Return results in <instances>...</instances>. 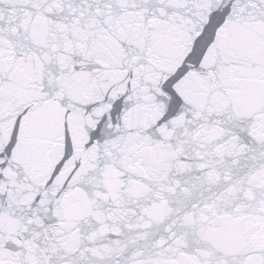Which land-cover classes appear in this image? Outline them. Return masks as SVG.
Wrapping results in <instances>:
<instances>
[{
  "label": "water",
  "instance_id": "obj_1",
  "mask_svg": "<svg viewBox=\"0 0 264 264\" xmlns=\"http://www.w3.org/2000/svg\"><path fill=\"white\" fill-rule=\"evenodd\" d=\"M0 264H264V0H0Z\"/></svg>",
  "mask_w": 264,
  "mask_h": 264
}]
</instances>
